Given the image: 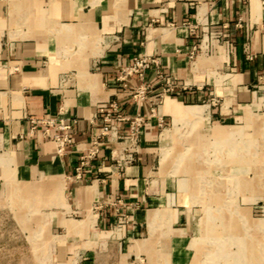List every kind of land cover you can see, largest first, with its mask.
<instances>
[{"label":"crops","instance_id":"crops-1","mask_svg":"<svg viewBox=\"0 0 264 264\" xmlns=\"http://www.w3.org/2000/svg\"><path fill=\"white\" fill-rule=\"evenodd\" d=\"M143 54L188 87L162 103L163 116L183 119L167 103L199 107L215 113L212 128L222 132L225 120L237 118L222 109L253 108L263 91L264 0H0V208L11 207L16 222L41 223V231L26 233L41 236L42 246L28 244L27 251L51 254L26 264H129L138 254L168 264L166 254L180 252L174 225L184 214L161 192L166 182L152 178L162 140L156 119L146 118L134 163L100 171L110 162L112 146L104 143L75 177L96 132L89 124L96 109L116 90L121 112L136 111L111 78ZM144 76L155 83L154 70ZM58 116L78 119L64 155L40 128L29 132V118ZM119 197L137 206L133 223L114 233L112 208L92 207Z\"/></svg>","mask_w":264,"mask_h":264},{"label":"rangeland","instance_id":"rangeland-1","mask_svg":"<svg viewBox=\"0 0 264 264\" xmlns=\"http://www.w3.org/2000/svg\"><path fill=\"white\" fill-rule=\"evenodd\" d=\"M141 83L150 86L143 99L132 89L125 90L137 107L130 115L141 113L144 122L148 116L156 122L161 117L157 134L162 140L155 154L152 178L166 182L161 192L171 195L173 202L177 200L185 217L174 225L181 238L180 252L172 253L175 263L264 264V74L259 76L258 85L263 86V91L256 106H244L236 114L232 113L233 109H222L225 116H237L233 122L225 120L227 126L222 132L220 127L213 130L214 118L210 117L215 113L210 110L201 109L198 116L188 120L173 121L172 117L163 116L162 103L178 93L168 91L161 98V88L166 89L170 82H159L156 76L153 84L146 82L145 76L142 81L131 80L134 86ZM149 104L154 107L153 115ZM213 104L217 106V100ZM141 106L147 108V114L140 110ZM139 138L135 142L137 146H140ZM161 167L165 169L161 171ZM152 178L145 181L144 194ZM103 206L112 208V232L133 223L136 203L130 204L119 197L92 208L97 210ZM13 212L11 207L0 208V264H26L33 256L48 262L49 252L27 251L28 244L42 246L41 236L30 237L26 233L30 229L41 231V223L16 222ZM166 257L170 264L171 254ZM129 262L149 264L143 254L131 257Z\"/></svg>","mask_w":264,"mask_h":264},{"label":"built area","instance_id":"built-area-1","mask_svg":"<svg viewBox=\"0 0 264 264\" xmlns=\"http://www.w3.org/2000/svg\"><path fill=\"white\" fill-rule=\"evenodd\" d=\"M195 46L188 53L189 58L194 56ZM154 70L157 81L170 82L166 89L161 88V98L166 92L178 93L187 88L186 85L175 83V78L163 72L157 57L150 54H143L132 58L126 65L117 66L111 78L119 90H131L137 93L139 99L145 97L149 90V85L141 83L136 86L131 84V80L142 81L147 70ZM116 88V89H117ZM117 91L113 92L114 98L107 101L104 106L99 107L96 114L89 119V124L96 128V132L91 135L90 141L83 153L79 155L78 163L74 168L75 177H80L84 168L97 157L102 144L107 143L114 146L110 149V162L99 168L100 171L112 173L113 171L131 164L139 150L135 142L139 138L144 117L141 113L130 115L121 112L119 100L116 97ZM136 97V95H133ZM149 111L154 114V107L149 104ZM30 134L37 128L41 129L43 137L51 139L54 150L58 155H64L67 147L72 143V134L78 125L77 118H65L58 116L50 119L46 117L29 118ZM161 117L157 118V125L161 126ZM131 142V143H130Z\"/></svg>","mask_w":264,"mask_h":264},{"label":"bare ground","instance_id":"bare-ground-1","mask_svg":"<svg viewBox=\"0 0 264 264\" xmlns=\"http://www.w3.org/2000/svg\"><path fill=\"white\" fill-rule=\"evenodd\" d=\"M166 108H167L168 111H170V113H172V115L174 117L183 118V119L184 118H189V117H196V116H198L200 114V108L199 107H195V106H184V107H181V105H178V104L177 105H174L173 103H171V104L170 103H167L166 104ZM186 120H188V119H186ZM233 264H235V263H233Z\"/></svg>","mask_w":264,"mask_h":264}]
</instances>
